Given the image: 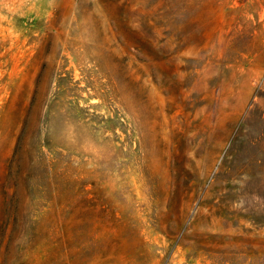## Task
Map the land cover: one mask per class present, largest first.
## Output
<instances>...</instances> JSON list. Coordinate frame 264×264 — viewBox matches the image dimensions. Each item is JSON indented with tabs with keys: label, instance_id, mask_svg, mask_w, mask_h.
Masks as SVG:
<instances>
[{
	"label": "rangeland",
	"instance_id": "374dc122",
	"mask_svg": "<svg viewBox=\"0 0 264 264\" xmlns=\"http://www.w3.org/2000/svg\"><path fill=\"white\" fill-rule=\"evenodd\" d=\"M0 264H264V0H0Z\"/></svg>",
	"mask_w": 264,
	"mask_h": 264
}]
</instances>
